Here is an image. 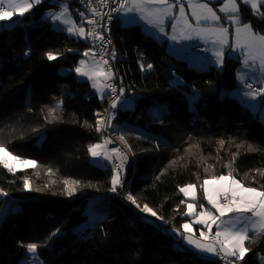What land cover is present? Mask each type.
<instances>
[{
    "label": "trees",
    "instance_id": "obj_1",
    "mask_svg": "<svg viewBox=\"0 0 264 264\" xmlns=\"http://www.w3.org/2000/svg\"><path fill=\"white\" fill-rule=\"evenodd\" d=\"M48 5L46 0L31 9L26 13L29 18L18 26L0 27V128L4 129L0 139L6 142L12 136L8 127H14L15 137L22 135L23 139L13 138L9 149L57 170L51 176L46 167L12 174L0 165V189L9 194L0 197V209L10 210L0 217V264H20L25 250L17 242L43 244L55 228H60L61 234L39 249L43 264H225L198 255L188 247L186 251H178L174 234L166 230L180 228L189 220L182 214L186 212L188 199L179 192V187L196 185L198 204L204 203L200 187L203 180L227 175L231 168L223 165L232 160V153L237 151L235 145L242 141L245 143L235 166L236 178L247 186L264 185V179L259 176L253 184L250 172L264 167V123L235 96L223 95L236 87L240 61L226 59L222 73L215 67L197 71L186 60L167 52L166 45L146 34L139 24L120 25L118 17L115 20L112 30L118 52L115 72L124 83L126 95H136L133 117L117 120L114 131L116 138L126 136L128 146L135 153L131 155L126 190L141 205L148 204L164 218L149 217L154 223H144L138 217L145 214L122 195L108 191L111 171L96 167L90 160L87 147L102 142L101 133L94 127L81 125L84 121L95 125L94 113L104 115L108 100L101 101L92 92L90 83L73 70L88 49L87 40L69 36L42 20V11ZM260 11L264 12V7ZM241 15L244 22H251L256 30L264 32V21L253 17L249 6L242 7ZM29 49L30 54L25 56ZM45 52L63 55L49 62ZM141 59L154 65L151 72H141L138 64ZM173 73L199 90L201 99L195 108L189 107L183 94L191 96L190 88L182 92L170 86ZM209 80L214 90H209L205 83ZM62 93L67 95L62 97ZM61 98L63 111L57 113L61 119L46 125L48 107ZM28 106L32 112L27 111ZM159 106L167 108L162 124L149 114ZM34 127L41 128L46 135L42 144L36 142ZM230 138L232 143H227L218 156V141ZM157 140L164 141L159 150ZM249 143L262 151L247 152ZM190 144L199 145L192 147L191 154L185 152ZM179 156L184 159L169 167L160 180L154 179L170 160ZM25 176L32 181L33 189L40 190L24 191ZM65 178L82 182L71 197L62 194ZM102 194L110 196L103 213L106 218L102 225L88 228L87 238H82L76 230L84 220L83 209L90 198ZM181 200L185 203L181 204ZM246 245L252 251L246 256L245 264H261L257 253L264 255V236L255 237L250 244L246 241ZM166 257L171 260L166 261Z\"/></svg>",
    "mask_w": 264,
    "mask_h": 264
},
{
    "label": "snow or ice",
    "instance_id": "obj_2",
    "mask_svg": "<svg viewBox=\"0 0 264 264\" xmlns=\"http://www.w3.org/2000/svg\"><path fill=\"white\" fill-rule=\"evenodd\" d=\"M42 3L43 0H0V22H9L0 24V27L7 28L13 24L18 26L20 23H24L29 18L26 16V13H29L31 9ZM97 3L100 8H109L107 12H100L92 6L91 0H89L88 10L92 16H99L101 19L107 17L105 24L102 26V32L110 31L109 23L114 18L113 13H116L117 17L123 15L125 23H136V18L130 15L135 13L140 21H144L150 25L161 36L166 35L164 28L165 17L172 18L170 23L173 32L175 33L179 30L180 35H167V39L171 41L179 42L181 39L191 40L194 38L193 34L196 38L204 39L205 34H208L211 39H205L204 42L211 46L206 47L204 51L205 53L210 52L211 55L201 58L202 62L196 66L197 71H209L212 67H215L218 73H222L226 59H239L241 68L236 72L235 92L224 93L223 95L241 97L247 109L254 116L258 115L260 122L264 123V32L256 30L253 23L244 22L241 15L242 7L250 5L253 17L258 18V21H264V12L260 11L261 7H264V0H239V2L238 0H224L223 6L219 9L220 12L225 14L224 18L218 16L213 8L209 6V3H193L192 0H188L187 7L192 10V18L196 21L195 27L184 15L185 5L183 0H174L173 3H170L169 0H111V3L116 5L115 7H110L109 0H97ZM54 6L59 7L60 10L58 12L49 10L45 13V19L50 20L53 26L57 24L66 26L60 28V30L66 31L70 36H76L78 39L92 40L93 48L98 45L101 49L100 59L98 60L93 48L85 50L83 53L85 57H88L92 53L91 64L89 65L88 61L81 59L73 69L78 77L86 78L91 82V87L99 95L101 101L110 100L108 108L104 109L105 115H102L100 112L94 113L96 116L95 125L90 124L88 121H84L81 125V127H94L97 133H101L102 142L89 144L87 147L88 155L92 158L91 162L96 167L111 171V186L108 191L122 195L124 200L135 206L140 213L145 214L138 217V219L149 224L154 223L149 217L163 220L164 218L159 216L152 207L146 203L141 205L137 197L131 191L126 190L127 181L123 178V174L126 171L129 154L135 155L132 148L128 146L126 136H117V139L127 149L126 152L119 147H108V145L113 143V140L106 134L110 129L115 131L114 120L118 112L134 109L136 101L135 96L126 95V89L122 84L117 87L114 82V77H116L117 73L113 71L110 60L105 59V56L110 57L111 61L117 59L116 49L113 47L109 50L112 40L105 38L102 32H98L96 28L91 27L92 25H98V21L95 19L86 18V23L89 25L87 29H85L83 23L77 25L71 19L69 13L70 5L67 0H61V2ZM175 6H179V15L173 17L172 9ZM14 16L16 19H13ZM80 16L84 17V13L81 12ZM222 19L226 20L230 24V27L221 23ZM202 25L212 26L202 27ZM154 34L149 32V35ZM67 51L71 52L73 50L68 49ZM237 53H239V57L236 56ZM29 54L30 49L24 52L25 56ZM44 55L51 62L57 60L63 53L45 52ZM140 55L143 58V53ZM138 64L141 72H151L154 68L151 62H145L143 59L138 60ZM205 83L209 85V90H214L212 81H205ZM169 84L171 87L182 92L184 89L190 88L193 93L191 96H187L186 92L183 93L186 96L189 107L195 108L199 104L201 95L195 85H188L181 77L175 76V73H173V79L169 81ZM66 95V93L61 94L62 97ZM63 104L64 99L61 98L48 107L47 115L44 118L46 125L53 124L61 119L57 113L63 111ZM27 111L32 112L33 110L28 106ZM166 112L167 108L165 106H159L151 109L149 114L154 120L162 124ZM3 131L4 129L0 128V132ZM8 131L12 136L6 142L0 139V165L8 173L15 174L17 171L28 168L46 167L48 175L56 174L57 170L41 165L36 159L24 158L14 154L9 149V145L13 142V138L23 139V136L15 137L16 129L11 126L8 127ZM32 132L35 134L38 144H42L46 140V135L42 132L41 128L34 127L32 128ZM161 143H164V141L157 140V150H159ZM227 143H232V139L230 138L229 141L220 139L218 141V156ZM244 143L242 141L235 145L237 151L232 153V160L223 165L224 167L231 168L227 175L211 176L204 179L200 185L203 190V199L207 201V204L211 205V209H215V213L206 208L203 203L198 205L199 212L196 211V204L188 203L187 211L182 213L186 216L195 214L196 219L193 223L203 225L208 229V232L206 233L201 230L200 236L196 237L192 233V224L188 222L181 224L180 228L172 227L166 230L174 234V243L178 251H186V246H188L198 255L211 254L219 257L225 264H245L246 256L252 251L246 245V241L250 244L255 237L264 236V185H261L259 188L247 186L236 178V174L238 173L235 166L241 154L240 149L244 147ZM192 147H199V145L190 144L185 149V152L191 154ZM246 151L259 153L262 150L249 143L247 144ZM183 159L184 157L179 156L176 159L170 160L169 164L164 169H161L160 174L155 176L154 179L160 180L169 167ZM205 171H207V166L205 167ZM250 172L253 174V184L256 182V176L264 179V167L250 169ZM245 175H248V173H245ZM52 183H55V181H52ZM62 183L64 185L62 194L71 197L76 193L77 188L82 182L72 178H65ZM44 187L48 188V185L45 184ZM195 189L196 185L189 183L179 187V192L183 193L185 197L191 196L192 200L196 201ZM23 190L31 192L33 190L39 191L40 189H33L32 181L25 176L23 179ZM8 195L6 191L0 189V197H7ZM180 203L184 204L185 201L181 200ZM8 211L10 210L7 208L0 209V217L5 216ZM229 214L233 215L229 216ZM224 217L228 218L223 219ZM105 218L103 215L93 213L82 228L80 232L81 237L87 238V228H94L97 224L102 225ZM213 226H215V234L209 235L212 232ZM61 231L60 228H55L45 237L43 244L18 241V246L25 250L23 264H43V261L40 259L39 249L47 247L48 241L60 235ZM101 231L103 232L104 229L101 228ZM257 257L261 261V264H264V255L258 252Z\"/></svg>",
    "mask_w": 264,
    "mask_h": 264
},
{
    "label": "rangeland",
    "instance_id": "obj_3",
    "mask_svg": "<svg viewBox=\"0 0 264 264\" xmlns=\"http://www.w3.org/2000/svg\"><path fill=\"white\" fill-rule=\"evenodd\" d=\"M43 1H46V0H43ZM49 5L42 11V14H41V19L42 20H47L50 22L51 26L56 29V30H60V28L62 27H66V26H63V25H59L57 24L56 26H53L52 22L48 19H45V13L48 12L49 10H51L52 12H58L60 9L59 7L57 6H54V5H57L59 2V0H47ZM170 2V1H169ZM239 2V0H238ZM170 3H173V2H170ZM196 3H209V6L213 8V10L216 12V14L218 16H221L222 18L225 17V14L220 12L219 9L220 7L223 6V3H224V0H201L199 2H196ZM187 4H185V13L184 15L188 18L189 22L193 25V27L196 26V21L192 18V10L189 9L187 7ZM36 7V6H35ZM177 9H179V6H175L173 9H172V12H173V17L179 15V11L178 13H176ZM83 12L84 13V17H81L80 16V13ZM69 13L71 15V19L77 24H81L83 23V26L85 27L86 29V15H85V12L83 10H79V9H75V7L72 9L70 7L69 9ZM15 17V16H14ZM120 21H118V23L120 25H131V24H135V23H125L124 22V16L123 15H120L119 18ZM172 18L170 17H165V24H164V28H165V33L166 35H163L161 36L159 33H156V30L151 28V26L144 24L142 23V29L144 30V32L146 34L149 35V32L151 33H155L154 35H151L152 37H154L158 42L160 43H164L166 45V51L169 52L170 54L176 56L177 58H180V59H184L188 62L189 65L193 66L196 68V66H198L202 61H201V58L206 56V55H201V54H198V53H195L193 51V48L194 47H197V46H206V47H210L211 45L210 44H205L204 40L205 39H211V37L208 35V34H205L204 36V39H199V38H196L195 35L193 34V39L191 40H186V39H181L179 40V42H176V41H171V40H168L167 39V35H171V34H176L177 36L180 35V32L179 30H177L175 33L173 32V29L171 27V23H170V20ZM5 23H9V22H0V24H5ZM221 23L225 24V26H229L230 27V24H228V22L224 19H222ZM212 25H202V27H211ZM219 26V25H217ZM182 27V25H181ZM66 32V31H64ZM67 33V32H66ZM68 34V33H67ZM69 35V34H68ZM70 36V35H69ZM72 37H75L77 38L76 36H72ZM211 54V53H210ZM210 56V55H208ZM237 57H239V53L236 54ZM81 59H84L86 61H88L89 65L91 64L92 62V57L91 55H89L88 57H85L82 55V57L79 59V61ZM236 59V58H234ZM236 60H239V59H236ZM78 61V63H79ZM240 61V60H239ZM78 65V64H77ZM76 65V66H77ZM241 68V63H240V66L238 67V69ZM237 69V70H238ZM80 78V77H79ZM83 80H87L86 78H81ZM88 81V80H87ZM90 83V86H91V82L88 81ZM236 88V87H235ZM235 88L230 90L229 93H234L235 92ZM92 89V92L95 93V90L91 87ZM135 96V95H134ZM231 96H234V95H231ZM135 104H136V101H135ZM133 110V109H132ZM132 110H121V115H120V120H125V119H130L132 116ZM146 110H142L141 112H146ZM115 134V133H114ZM97 143H100V142H97ZM127 150V149H126ZM131 156V154H129ZM132 158V156H131ZM90 160L92 161V158L90 157ZM127 181V180H126ZM187 185V184H186ZM211 187V186H210ZM196 191V196H197V200L196 201H193L191 196L189 197H185L188 199V203H194L197 205V208H196V211L199 212L200 209H199V204H198V192H197V188L195 189ZM183 194V193H182ZM184 195V194H183ZM98 200L97 197L95 198H90L89 199V203L86 205V207L83 209V215H84V220L86 218H89L90 216L88 214H85L84 211L85 209L88 207V205L91 203L92 200ZM206 202V203H205ZM206 208L210 209L211 211H213L215 213V209H211V205L207 204V201L204 200V203ZM107 206V205H106ZM105 210V208L103 209ZM186 211H187V206H186ZM96 215H103L104 211H95L94 212ZM218 215V214H217ZM233 214H229V216H231ZM189 217V220H187L186 222L188 223H191L192 224V233L196 236V237H199L200 236V231H204V232H208V229H206L203 225H197L195 223H193V221L196 219V216L195 214L192 215V216H188ZM228 217H224L223 219H227ZM185 222V223H186ZM80 224L78 225L77 227V233H79V229H80ZM88 230V229H87ZM210 234H215V226H213V229H212V232ZM209 234V235H210ZM188 247V246H186ZM190 248V247H188ZM203 256H206V255H203ZM206 257H213V258H216L217 256H213L211 254H207ZM24 258V257H23ZM23 258L21 259L20 261V264H23ZM166 261H170L171 260V257H166L165 259Z\"/></svg>",
    "mask_w": 264,
    "mask_h": 264
},
{
    "label": "built area",
    "instance_id": "obj_4",
    "mask_svg": "<svg viewBox=\"0 0 264 264\" xmlns=\"http://www.w3.org/2000/svg\"><path fill=\"white\" fill-rule=\"evenodd\" d=\"M59 1H61V0H59ZM169 1L170 2H174V0H169ZM183 1H185V0H183ZM67 2L73 8L75 7V9L77 8L79 10H83L85 12V15H86L87 19H95V20H97L98 21V25H92L91 27L96 28V31H98V32H102V26L105 24V22L107 20V17H105L104 19H101V17H99V16H92L91 12L88 10L89 0H67ZM91 4H92L93 7L97 8L100 12H107V11H109V8H100L99 5H98V3H97V0H91ZM109 4H110V7H115L116 6V5H114V4L111 3V0H109ZM112 15H113L114 18L109 23L110 31H108V32H102V34L105 36V38H110L112 40V45L109 46V50L111 48H113V47L115 48L114 43H113L112 30H113V27H114V24H115V20L117 19V14L116 13H113ZM88 27H89V25L86 23V29ZM87 44H88V49L89 48H93V41L92 40H87ZM204 49H205V47H195L193 49V51L195 53H199L201 55H207V54H209V53H205ZM93 51L96 53V59L97 60L100 59V55H101V49H100V47L97 45L95 48H93ZM116 54H117V59L115 61H111L110 57L105 56V59H109L110 60V63L112 64V67H113V71H115V63L118 60V52H117V50H116ZM90 55L92 57V53H90ZM114 82L117 85V87H119L121 84L124 86L123 81L117 75H116V77H114ZM135 97H136V95H135ZM109 102H110V100H108V105H109ZM107 108H108V106H107ZM119 113H120V111L118 112V115H117L116 119L114 120V125H115V123L118 120ZM114 133L115 132L112 129H110L108 131V133L106 134L109 138H111L113 140V143L110 144V145H108V147L109 148L119 147V148L124 149V151L126 152L127 151L126 148H124V146L116 138V135ZM131 165H132V158L129 155L128 164L126 165V171L123 174V178L125 180H127L128 176L130 174ZM98 200H99V202H102V201L106 202V205H107L109 203V201H110V196L109 195H106V194H102V195H99ZM210 235H214V234H210ZM216 259L224 262L219 257H216Z\"/></svg>",
    "mask_w": 264,
    "mask_h": 264
},
{
    "label": "bare ground",
    "instance_id": "obj_5",
    "mask_svg": "<svg viewBox=\"0 0 264 264\" xmlns=\"http://www.w3.org/2000/svg\"><path fill=\"white\" fill-rule=\"evenodd\" d=\"M108 206H106V202L102 201L99 202V200H92L91 203L88 205V207L85 209L84 213L88 214L90 217L91 215L95 212V211H104L103 209H107ZM86 218L85 220H83L80 224V229H79V234L82 230V228L86 225V222L90 219ZM88 229V228H87ZM88 231V230H87Z\"/></svg>",
    "mask_w": 264,
    "mask_h": 264
},
{
    "label": "crops",
    "instance_id": "obj_6",
    "mask_svg": "<svg viewBox=\"0 0 264 264\" xmlns=\"http://www.w3.org/2000/svg\"><path fill=\"white\" fill-rule=\"evenodd\" d=\"M199 1H201V0H192V2L193 3H196V2H199ZM183 3H184V5L186 4V3H188V0H185V1H183ZM178 7V6H177ZM249 7H250V5H249ZM251 8V7H250ZM178 11H179V9H177V11H176V13H178ZM131 16H133V17H135L136 18V20H137V22L135 23V24H139L140 26H141V28H142V23H144V24H146L144 21H140L139 20V18H138V16H137V14H135V13H133V14H130ZM119 18V17H118ZM118 21H120V19H118ZM148 24H146V26H147ZM150 26V25H149ZM197 47H205L206 48V46H197ZM195 48V47H194ZM193 48V49H194ZM199 54V53H198ZM90 55V54H89ZM207 55H211L210 54V52H209V54H207ZM242 104H244V102H243V100H242V98L241 97H239V96H236V95H234ZM245 105V104H244ZM104 115H105V113H104ZM258 116V115H257ZM118 120H120V118L118 117ZM191 249V248H190ZM203 255H206L207 256V254H203ZM203 255H201V256H203Z\"/></svg>",
    "mask_w": 264,
    "mask_h": 264
},
{
    "label": "water",
    "instance_id": "obj_7",
    "mask_svg": "<svg viewBox=\"0 0 264 264\" xmlns=\"http://www.w3.org/2000/svg\"><path fill=\"white\" fill-rule=\"evenodd\" d=\"M97 198L99 197V195L98 196H96Z\"/></svg>",
    "mask_w": 264,
    "mask_h": 264
}]
</instances>
